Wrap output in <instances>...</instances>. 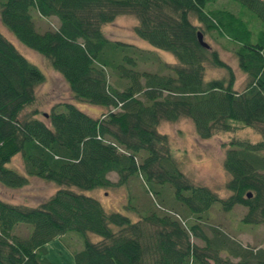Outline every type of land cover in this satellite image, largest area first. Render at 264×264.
I'll use <instances>...</instances> for the list:
<instances>
[{"label":"trees","instance_id":"1","mask_svg":"<svg viewBox=\"0 0 264 264\" xmlns=\"http://www.w3.org/2000/svg\"><path fill=\"white\" fill-rule=\"evenodd\" d=\"M216 1L0 0L1 23L48 59L72 96L105 108L93 116L61 101L34 117V88L44 76L0 33V183L18 187L29 175L59 185L35 206L0 198V264H51L47 242L68 231L82 235L73 264H264V246L242 245L218 225H206L209 235L203 229L215 201L224 211L244 206L239 221L264 226V0H231L235 10ZM31 10L56 17V24L36 30ZM123 13L136 17L137 36L174 61L106 37L101 25ZM198 30L233 44L246 74L241 88L217 50L198 43ZM153 63L155 70L142 66ZM206 63L226 75L204 80ZM179 117L190 119L200 138L228 134L226 196L179 169L167 135L157 130L161 120ZM234 124L258 137L236 135ZM16 152L23 174L4 165ZM131 176L164 208L132 220L69 188L124 185ZM19 222L30 225L25 236L13 232ZM87 232L100 238L92 241Z\"/></svg>","mask_w":264,"mask_h":264},{"label":"rangeland","instance_id":"2","mask_svg":"<svg viewBox=\"0 0 264 264\" xmlns=\"http://www.w3.org/2000/svg\"><path fill=\"white\" fill-rule=\"evenodd\" d=\"M214 5L225 6L232 10L237 8L236 4L232 3L231 0H217ZM31 13L35 28L38 31H42L48 26H54L57 22L54 16L43 18L38 16L34 10H31ZM192 20L195 21L194 19ZM135 23L136 17L134 15L128 13L118 14L113 20L102 24L101 30L110 39H119L131 42L141 48L155 50L162 60L173 62L174 57L169 52L153 47L146 40L134 33L133 25ZM0 33L25 58L35 64L44 76L43 80L36 84L34 88L35 106L39 110L34 117H43L42 112L48 111L49 108L61 101H69L88 114H95L96 106L90 105L93 103L72 96L66 81L50 65L48 59L43 54L21 43L1 21ZM203 40L212 48H215L219 57L231 66L234 73L233 86L237 89L241 88L245 82L246 74L237 64L236 57L231 50L233 44L225 38L213 37V34L210 33H204ZM142 66L149 70H155L156 68L155 63L142 64ZM225 75L226 70L224 68L211 65L210 63L205 64L204 80ZM58 106L61 109L63 108L61 105ZM234 126L235 133L238 136H245L251 139L258 137L252 128L243 127L240 124H234ZM157 130L167 135L179 169L187 177L194 182L209 187L219 197H224L229 193L225 182L230 175L222 166L228 134L218 132L208 138H200L196 135L191 120L186 117H179L173 121L161 120L157 125ZM4 165L15 169L20 174L24 173L20 152L13 154ZM26 177L27 182L18 187H8L0 183V198L11 203L35 206L59 187L58 184L50 180L29 175H26ZM107 177L115 180L116 173L110 171ZM69 188L96 198L105 211H120L132 220L138 218L140 213L146 209L159 211L164 208L159 203L157 197L146 191L143 180L139 176H131L124 185L94 187L86 190L76 186H69ZM125 204H130L133 208ZM218 205V201H215L211 205L208 210L206 223L203 224V229L208 235L210 233L206 225H218V227L226 231L242 245L264 246V226L262 224L245 225L239 221V218L245 211L244 206L235 204L230 210L224 211ZM184 222V220H181L182 224ZM29 228V224L19 222L14 226L13 232L19 236H25ZM86 236L92 241L100 238L99 235L93 232H87ZM190 240L200 244V241L193 236H190ZM81 245L82 235L76 231H68L61 237H55L47 242L45 257L51 264H73L72 251L75 248L81 247Z\"/></svg>","mask_w":264,"mask_h":264},{"label":"water","instance_id":"3","mask_svg":"<svg viewBox=\"0 0 264 264\" xmlns=\"http://www.w3.org/2000/svg\"><path fill=\"white\" fill-rule=\"evenodd\" d=\"M196 36H197V41L198 43L203 46V47H208L209 45L207 44V42L205 40H203V37H202V33L198 30L196 32ZM43 115L45 116L46 115V112H43ZM250 193L248 192L247 195H249Z\"/></svg>","mask_w":264,"mask_h":264},{"label":"crops","instance_id":"4","mask_svg":"<svg viewBox=\"0 0 264 264\" xmlns=\"http://www.w3.org/2000/svg\"><path fill=\"white\" fill-rule=\"evenodd\" d=\"M90 105H95L96 107H95V114H91V115H93V116H96V115H98L101 111H103L105 108L104 107H102V106H99V105H97V104H90ZM90 114V113H89ZM109 173V172H108ZM108 173H107V176H108Z\"/></svg>","mask_w":264,"mask_h":264}]
</instances>
